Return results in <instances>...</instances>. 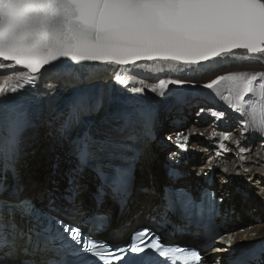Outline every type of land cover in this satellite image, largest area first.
<instances>
[{
    "label": "snow or ice",
    "instance_id": "snow-or-ice-1",
    "mask_svg": "<svg viewBox=\"0 0 264 264\" xmlns=\"http://www.w3.org/2000/svg\"><path fill=\"white\" fill-rule=\"evenodd\" d=\"M237 48L246 49L254 56L264 55V0H0V71L4 72L11 70L5 67V62L9 61L35 73L43 66L53 68L65 61L128 65L141 59H163L182 61L193 75H206L218 70L208 66L210 63L223 67L226 66L224 60H235L231 53ZM206 66L207 71H201ZM225 79L232 81L237 89V99L249 94L245 107L257 123V130L264 128V84H261L264 72L252 76L229 74L206 85L172 80L168 91L160 95L169 99L172 93L184 89L209 90ZM256 84H261L259 95ZM136 91L144 92V89ZM8 95L0 86V98L5 101L0 103V124L7 132L4 151L15 154L29 121L26 114L9 110ZM117 119L122 122L116 129L119 134L84 136L74 144L76 163L69 169L68 194L64 197L69 203L77 201L85 187L86 172L91 169L100 181L95 197L97 203H102L104 195L110 193L125 209L129 207L138 154L135 144L138 134L129 129L143 123L147 134L151 135L154 115L151 106H138L131 112L121 113ZM125 132L128 134L123 135ZM178 138L183 144L182 134H178ZM8 167L5 164L4 170ZM21 191L19 185L11 193L0 185V196L19 197ZM145 194L155 195L148 190ZM159 199L163 203L146 206L161 213L160 234L143 228L131 234L129 243L117 246L107 240L94 241L92 236L99 232L84 235L70 222H60L55 235L63 240L66 234L71 244L67 247L61 244L57 250L59 258L45 264H93L94 259L105 264H112L113 260L117 264H204L199 250L166 245L162 240V232L172 224L168 213L180 206L185 210V218L191 220L195 199L185 189L171 186L163 190ZM48 202L54 205L55 197L50 194ZM5 210L19 213L22 220H33L38 225L46 216L36 208L31 197L18 198L11 204L0 200V212ZM153 218L150 212L149 219ZM97 220L103 223L105 231L111 227L110 217H97ZM223 227L210 220L209 230L213 235L207 237L208 248L216 242L223 243L219 232ZM27 231L30 230L22 226L15 215L8 221L0 216V264H23L28 259L23 256L25 247L21 243ZM178 231L183 234V228ZM146 236H149L148 241L144 240ZM231 247V244L225 245L226 249ZM252 255L250 250L241 251L234 258V264H250ZM30 264H36L35 260H30Z\"/></svg>",
    "mask_w": 264,
    "mask_h": 264
},
{
    "label": "bare ground",
    "instance_id": "bare-ground-1",
    "mask_svg": "<svg viewBox=\"0 0 264 264\" xmlns=\"http://www.w3.org/2000/svg\"><path fill=\"white\" fill-rule=\"evenodd\" d=\"M231 57L236 59H226L223 61L224 65L258 63L264 66V55L254 56L243 50L231 53ZM246 58L262 62H247ZM208 66L220 68L214 62ZM5 67L11 70L0 71V86H3L5 92L9 94L6 101L9 110H13L15 107L23 108L34 118L33 125L24 130L20 137L17 150L18 156L14 163L16 182L22 188L19 198L31 197L34 202L36 196L41 193L43 188L50 189L52 192H56L60 188V176L63 170L60 165H57L51 171V174H48L45 178H41L39 174V167H42L39 157L41 158L43 155L37 151L40 145V134L53 113L51 114L52 108L39 110L31 105L30 100L35 99L39 94L58 92V90H63L73 84H85L93 78L104 80V99L98 110L99 113L95 122L92 125L84 126V128L88 129L91 136H102L108 133L119 134L116 129L118 124H120L117 120L120 112L124 110L131 112L138 106H151V108L157 106V110H159L158 107L164 105L159 104V106L158 102L155 101V96L149 101L141 92L137 94L136 89H140L144 85L151 93L152 84L150 85V83L165 76L175 78L203 76L200 74L193 75L183 62L163 60H141L135 64L128 65H117L114 62L80 63L67 67H47L36 73H29L23 66H16L15 62L11 61L5 62ZM201 71H207V66ZM213 72H208L207 75ZM228 83L230 82L225 84ZM96 84L90 87L94 92ZM227 87L232 88V85L228 84ZM13 88H16L17 92L12 93L11 89ZM36 100L40 104H44L45 101L44 99ZM2 102L5 101L0 98V103ZM167 116H169L167 113H158V128L161 131L167 124ZM187 122L184 124H187ZM187 130L192 129L185 128L184 130L180 126L178 129L171 130L174 132L170 135V143L174 142L177 132H180L185 137ZM220 130L228 131L230 129L222 128ZM188 133L191 135V132L188 131ZM207 143L209 142L207 141ZM67 146L66 154L71 156L74 139L70 140ZM31 151L33 152L30 153ZM170 152L171 149L167 148L161 150L156 142L147 141L142 146L136 160L137 174H135V182L142 189L147 188L148 192H154L155 195H146L145 192L135 190L131 195L129 207L127 209L124 208L122 211L109 199H105L99 208L100 211L111 214L112 220L111 227L103 234V237L114 240L117 243L123 242L131 231L147 224L145 215L151 212L152 208L146 206V204H157L159 202L158 193L160 192L161 184L171 182L162 168L163 162L166 163L163 158ZM212 153V151L207 153V149L200 146H195L194 149L187 147L185 158L187 156L191 160L187 165L181 164L178 168L187 170L190 176L181 180L192 182L197 178L199 171H208V167L214 165V175L222 177L219 180V184L215 183L213 188L218 192V196H223L222 204L239 213L238 216L232 215L227 225L228 230L234 233L236 239L250 238L252 233H257L258 235L264 233V149L254 150L252 147L250 151L241 153L240 158L235 160L232 165L234 174L241 175L242 178L240 179H233L231 175H223L220 170L226 167L225 161L223 159L220 161L215 160L211 157ZM50 154V147L46 145L44 155L48 157ZM86 175L85 187L75 202L79 212H83V214H86L88 210L89 194L87 191L92 188L93 184L98 182L88 170ZM239 180L240 183H238ZM179 181L177 185H179ZM243 182H247V184ZM39 198H44V196ZM256 219H260L261 222L257 223ZM240 228H243V230L241 231Z\"/></svg>",
    "mask_w": 264,
    "mask_h": 264
},
{
    "label": "rangeland",
    "instance_id": "rangeland-1",
    "mask_svg": "<svg viewBox=\"0 0 264 264\" xmlns=\"http://www.w3.org/2000/svg\"><path fill=\"white\" fill-rule=\"evenodd\" d=\"M232 66H235V65H230V67H232ZM238 68L247 69V75H251V76L255 75L257 73L264 72V66L259 65L258 63L239 64V66H235L231 70H237ZM236 74H241V72H238ZM210 76H211V74H209V75L206 74L203 76L183 77V78L170 77V78H175V79H169L166 82V85H163V87L157 86L158 85L157 83L163 81V78L156 79L155 81L150 83V85L152 84L151 89L155 90L154 92L151 91V96L152 97L155 96L157 102H161L163 100L168 101V99H165L160 94L165 93V91H168V89L171 87V85L169 83L170 81L181 80L186 84L206 85L209 82V80H213L215 78V77H213V75L211 76L212 78ZM216 77H218V76H216ZM94 84H96L95 85L96 86L95 92L97 94L96 96H95V92L92 91V88H90V87L94 86ZM104 88H105L104 80H99L97 78H93V79L89 80L88 82H86L85 84H73V85L67 86L63 90H58L59 95L57 94V92H54V93H56V99H54V100H56V101L59 100L61 102V104H60V106H61L66 101V98H68V97H71V99L78 98V96L82 97L83 101L86 103L83 107L84 108L87 107L88 109L83 110L79 113V115L75 119V120L79 121V120H81V114H84L87 112L91 113L92 110L95 112V114H96L95 116L98 115V113H99L98 110L100 109V106H101L103 99H104ZM52 91H54V90L52 89ZM48 94L51 95V97H54V94L52 92L48 93ZM48 96H46V97H48ZM46 97L44 96V98H46ZM96 97H97V99L100 98L99 103L98 102L96 103V101H97ZM171 98H172V95H171ZM42 101H44V100H42ZM49 101H50V98L47 99V102H49ZM44 103H45V101H44ZM159 104H163V103H158V105ZM189 104H191V103H189ZM50 105L55 106V103L52 102V100H51ZM171 107L172 106L170 104H164L162 107H158L159 113H167L170 115L172 112ZM72 112H70L69 110L66 111L65 115L68 116V120H70V118L73 116V114H71ZM52 113H53V115L49 117V122L46 124L45 128H43V130L41 131L40 142L42 141V144L39 145V147L37 148V151H39V152H41V154H43L44 150L46 148V145L47 146L50 145V147L53 151H54V148L57 147V151H54L55 153L53 154V156L50 157L47 161H44L42 158H40L43 165H44L42 167H39L40 168L39 174L42 176L44 174L48 173L49 170L54 166L55 163L59 164V163L65 162L66 155L64 153L63 144H65L69 139L64 138V135L66 133V130L68 129V126L70 124H74V122H75V120H74V121H71L69 125H65L66 120H64L62 122L64 124H62L60 121L61 120L60 113L59 112H53V110H51V114ZM92 117H94V115ZM52 120L54 122L59 121L60 123H57V125L55 127H53V124L51 122ZM63 125H65V126H63ZM186 126L188 127V129L190 128V126L192 128V124L190 122H187ZM187 127H185V128H187ZM159 131H161V130H159ZM45 143H49V145L46 144L44 147ZM247 151H250V150H247ZM53 170H54V168H53ZM49 174H51V172Z\"/></svg>",
    "mask_w": 264,
    "mask_h": 264
},
{
    "label": "water",
    "instance_id": "water-1",
    "mask_svg": "<svg viewBox=\"0 0 264 264\" xmlns=\"http://www.w3.org/2000/svg\"><path fill=\"white\" fill-rule=\"evenodd\" d=\"M141 60H144V59H141ZM94 62H98V61H89V62H82V63L87 64V63H94ZM73 64H77V63L65 61L63 64H61V65H59L57 67H67V66H71ZM43 67H45V66H43ZM43 67H41V68H43ZM29 71L32 72L31 70H29Z\"/></svg>",
    "mask_w": 264,
    "mask_h": 264
}]
</instances>
